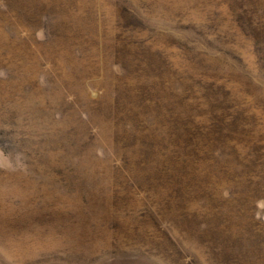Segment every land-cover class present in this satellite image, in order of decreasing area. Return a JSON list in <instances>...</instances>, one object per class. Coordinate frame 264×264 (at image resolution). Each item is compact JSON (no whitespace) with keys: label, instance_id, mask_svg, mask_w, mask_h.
I'll list each match as a JSON object with an SVG mask.
<instances>
[{"label":"rangeland","instance_id":"obj_1","mask_svg":"<svg viewBox=\"0 0 264 264\" xmlns=\"http://www.w3.org/2000/svg\"><path fill=\"white\" fill-rule=\"evenodd\" d=\"M0 264H264V0H0Z\"/></svg>","mask_w":264,"mask_h":264},{"label":"trees","instance_id":"obj_2","mask_svg":"<svg viewBox=\"0 0 264 264\" xmlns=\"http://www.w3.org/2000/svg\"><path fill=\"white\" fill-rule=\"evenodd\" d=\"M105 112V114H106V116H108V115H110L111 113H112V110H110V108H108L107 110H105L104 111ZM132 114H137L136 112L135 113H132ZM128 136V135H127ZM129 138V137H128ZM125 139H126V137H125ZM125 143H128V142H125ZM127 148H129V150H131V151H133V149H131V147H127ZM126 159V158H125ZM126 162V161H125ZM127 162H129V161H127ZM134 176V175H133Z\"/></svg>","mask_w":264,"mask_h":264}]
</instances>
